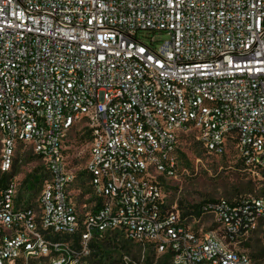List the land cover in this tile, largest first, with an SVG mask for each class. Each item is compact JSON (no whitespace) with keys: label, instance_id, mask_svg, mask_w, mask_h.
Segmentation results:
<instances>
[{"label":"built area","instance_id":"1","mask_svg":"<svg viewBox=\"0 0 264 264\" xmlns=\"http://www.w3.org/2000/svg\"><path fill=\"white\" fill-rule=\"evenodd\" d=\"M80 122L85 212L64 142ZM191 131L263 175L264 0H0V173L19 144L45 168L33 205L18 176L0 188V264H93L116 233L170 264H254L241 241L264 243V195L201 204L215 229L168 206Z\"/></svg>","mask_w":264,"mask_h":264},{"label":"rangeland","instance_id":"2","mask_svg":"<svg viewBox=\"0 0 264 264\" xmlns=\"http://www.w3.org/2000/svg\"><path fill=\"white\" fill-rule=\"evenodd\" d=\"M149 36H154L158 40L168 38L166 33L160 32L151 33ZM64 142L70 164L78 171L75 184L76 196L82 207L81 210L85 212L91 209L94 199L84 171L91 143L88 127L84 122L77 123L68 132ZM178 157L176 176L170 178L165 184V194L168 206H177L184 214L191 208L200 207L201 204L210 200L225 199L235 202L249 195H264L263 175L245 168L234 152L229 156L208 154L192 131L183 136ZM9 175H16L21 181L19 192L22 202L35 204L42 189L45 168L42 159L34 154L29 145L17 146L15 162ZM196 217L199 219L200 215L196 214ZM194 225L204 226L205 229L217 227L209 216H203L199 222H194ZM124 244L125 246L119 249L103 246L101 262L108 263L113 259H121L125 264H146L147 261L155 262L160 257L152 249L143 250L140 246L126 240ZM247 244L252 247H248ZM241 245L246 248L254 264H264V259L257 260L252 255L256 252L254 248H264L259 231L244 237Z\"/></svg>","mask_w":264,"mask_h":264},{"label":"trees","instance_id":"3","mask_svg":"<svg viewBox=\"0 0 264 264\" xmlns=\"http://www.w3.org/2000/svg\"><path fill=\"white\" fill-rule=\"evenodd\" d=\"M262 174L264 176V170H263ZM8 178H9V173H7V172L2 173L0 175V188H5L7 186L6 182H7ZM186 214L187 215L199 214L200 215L199 219H201L203 216H206V215L201 216V211L199 210V206L198 207L195 206V208H191ZM226 238L228 239V242L232 243V240H233L232 237L227 236ZM124 242H125V240L122 238H119L118 233H116L114 236H109V237H106L104 239H100L97 242H94L92 244V247H93L92 262H93V264H125V262L122 261L121 259H113V260L109 261L108 263L101 262V260L103 259L101 248L103 246L106 248L113 247V248L119 249V248H122L123 246H125ZM247 245H248V247H252L250 244H247ZM241 247L244 250H246V248L243 247L242 245H241ZM254 249H256V252L252 253V255L255 256V259H257V260L258 259H264L263 258L264 257V248L256 247ZM109 258L110 257H108V259ZM148 259H150V258H148ZM146 264H170V253H165V254L161 255L158 259H156L155 262L152 260L147 261Z\"/></svg>","mask_w":264,"mask_h":264}]
</instances>
